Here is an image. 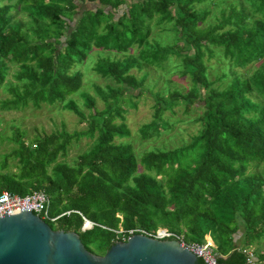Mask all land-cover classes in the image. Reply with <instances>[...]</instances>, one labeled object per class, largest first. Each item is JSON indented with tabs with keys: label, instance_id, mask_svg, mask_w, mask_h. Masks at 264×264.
<instances>
[{
	"label": "trees",
	"instance_id": "trees-1",
	"mask_svg": "<svg viewBox=\"0 0 264 264\" xmlns=\"http://www.w3.org/2000/svg\"><path fill=\"white\" fill-rule=\"evenodd\" d=\"M0 1V86L6 92L0 110L60 103L86 124L30 138L13 126L8 138L15 146L0 157V192L42 190L48 216H57L42 220L74 231L94 254H103L121 232L165 229L166 238L186 244L202 243L209 233L217 264H247V249L254 264L264 262V0H228L216 13L211 6L224 0ZM79 4L92 7L72 21ZM18 11L25 18H15ZM211 13L213 24L205 22ZM152 21L168 24L171 43L149 38ZM132 47L137 55L128 54ZM92 48L106 51L93 70L116 86L106 92L94 86L100 109L83 93L84 113L70 98L82 84L73 67ZM213 48L222 59L220 74L210 79L212 65L204 58ZM142 66L186 77L189 86L183 92L173 86L166 97L154 93L153 119L139 128L141 136L171 126L160 113L176 103L183 112L191 106L200 112L187 143L136 155L130 143L115 139L129 134L120 101L135 105L131 96L143 92L149 70L138 78L128 71ZM82 136L91 139L86 150L71 164L57 160ZM10 160L12 172L6 170Z\"/></svg>",
	"mask_w": 264,
	"mask_h": 264
},
{
	"label": "rangeland",
	"instance_id": "rangeland-1",
	"mask_svg": "<svg viewBox=\"0 0 264 264\" xmlns=\"http://www.w3.org/2000/svg\"><path fill=\"white\" fill-rule=\"evenodd\" d=\"M128 1L129 0H125V3H128ZM225 1L228 0L217 2L214 6H211L212 13H216L218 7H222ZM3 2L4 1H0V3ZM86 7H92V5L79 4V10L72 16V21L80 14L82 9ZM123 7L124 4L119 6V8L116 9V14H119ZM10 12L13 13V10ZM211 14L206 18V23L213 24L216 22L215 17ZM15 18H25L24 13L18 11ZM150 25V39H154L160 45L169 44L173 41L174 34L167 29L168 24L154 25V21H152ZM127 52L132 55H137L138 53L135 47L130 48ZM105 53L106 51L101 49L92 48L85 61L78 63L73 67V69H77L81 72L82 84L79 92L71 95L70 98L84 113H87L88 109L83 103V93L91 96L94 100V106L100 109L103 107V101L99 97L97 91H95L94 86H97L104 92L107 91V86H116L110 78L103 77L93 70L92 62L96 60L97 56H103ZM110 56L113 57V54L110 53ZM205 56L206 55L204 53V57ZM204 59L206 65H212L211 72H208L207 75L210 79H214L215 76L220 74L218 66L220 63L219 60H221L222 57L219 50L217 48H213L211 57L209 59H206L205 57ZM14 69L15 68L13 66L10 67L6 75L7 79L11 80L10 74L14 71ZM147 69L149 71L147 74L148 76L143 81V92L131 96V100L135 103V105L132 107L128 105L127 101H120V104L125 109L122 113V121L128 129L129 134L121 139H115V141L122 140L130 143L136 155L151 149L166 150L187 143L190 136L195 134L199 125L198 122L195 121V117L199 114L200 109L191 106L187 112H183V106L176 103L170 109H162V112L160 113V117L163 120L168 121L171 126L166 128L159 126L158 136L143 137L140 135L139 128L144 124H148L153 119V105L155 103L154 93H159L160 95L166 97L168 92L173 89V86L180 87L182 92L189 86L186 77H180L176 73H164L163 69L154 66H149L148 68L142 66L141 69L133 67L130 68L128 72L134 74L135 77L138 78L142 70ZM168 69L171 68L169 67ZM168 78L171 79L169 82L167 81ZM224 80L226 81L227 79L224 78ZM213 82V85H217L219 83L215 80ZM137 91V89L128 91L125 90L122 97H126L127 93L136 94ZM4 96H6V92L4 88L0 86V99ZM115 121L119 122L120 119L117 118ZM13 126L18 127L19 130H24L25 138H30L35 134L48 133L50 131H54L55 129H60L61 127L67 132L83 130L86 128L84 121L80 122L78 116L73 113V111L63 108L60 103L41 104L38 108H33L32 106L27 105L26 107L17 110H0V157L2 154L8 152L13 146H15L8 138L12 134ZM90 142L91 139L85 136L80 137L78 140H71L65 150V153L58 155L57 160L71 164L78 153L88 148ZM12 161L13 160H10L8 163L6 168L7 171H15ZM138 169H140V167ZM251 170L252 169H250V171ZM206 236L210 238L209 233H207ZM252 246L253 248H256L254 245Z\"/></svg>",
	"mask_w": 264,
	"mask_h": 264
},
{
	"label": "water",
	"instance_id": "water-1",
	"mask_svg": "<svg viewBox=\"0 0 264 264\" xmlns=\"http://www.w3.org/2000/svg\"><path fill=\"white\" fill-rule=\"evenodd\" d=\"M0 264H203L176 239L133 233L103 254L86 250L77 233L52 229L26 209L0 216Z\"/></svg>",
	"mask_w": 264,
	"mask_h": 264
},
{
	"label": "built area",
	"instance_id": "built-area-1",
	"mask_svg": "<svg viewBox=\"0 0 264 264\" xmlns=\"http://www.w3.org/2000/svg\"><path fill=\"white\" fill-rule=\"evenodd\" d=\"M47 204L48 197L42 190H33L30 193L25 195H17L6 190H2L0 192V216L4 214H10L11 212L26 209L31 211L35 215H39L41 219L47 218L50 221H54L57 216L49 217L47 214ZM85 223H89L88 220L83 219ZM142 233L147 236H151L154 238L162 239L171 235L170 232L165 229H158L153 234L146 233L145 231H136V230H127L126 235L121 232V235L116 240L124 241L129 235L133 233ZM180 245L186 246L189 251H191L197 259L200 260L203 264H217L216 263V255L213 251V244L207 241L202 243H184L180 239H176ZM246 252V263L254 264L253 261L249 258L251 257V250H243Z\"/></svg>",
	"mask_w": 264,
	"mask_h": 264
},
{
	"label": "crops",
	"instance_id": "crops-1",
	"mask_svg": "<svg viewBox=\"0 0 264 264\" xmlns=\"http://www.w3.org/2000/svg\"><path fill=\"white\" fill-rule=\"evenodd\" d=\"M239 234H240V232H238L237 236H238ZM204 241H207V242L212 243V241H211V239H210L209 237H206V238L204 239ZM204 241H203V242H204ZM260 243H264V240L262 239V241H261ZM259 264H264V262H261V263H259Z\"/></svg>",
	"mask_w": 264,
	"mask_h": 264
}]
</instances>
